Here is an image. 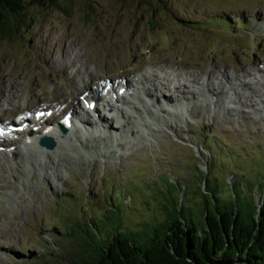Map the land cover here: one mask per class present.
<instances>
[{"label": "rangeland", "instance_id": "1", "mask_svg": "<svg viewBox=\"0 0 264 264\" xmlns=\"http://www.w3.org/2000/svg\"><path fill=\"white\" fill-rule=\"evenodd\" d=\"M29 2L16 34L0 37L4 122L24 110L73 107L83 88L94 92L107 79L136 86L154 72L160 84L182 85L187 74L198 83L188 86L194 97L183 112L171 113L182 97L164 90L166 103L142 79L151 130L131 124L106 140L82 139L93 150L67 142L52 158L25 149L23 158L0 155V264H39L41 255L45 264H69L75 244L61 222L92 216L102 227L117 216H105L111 200L120 227L160 218L159 203L144 197L159 182L173 194L183 186L188 201L206 190L198 176L207 173L218 195L236 193L244 207L264 198V89L253 86L263 78L264 0H57L66 13ZM207 73L224 83L209 78L215 96L203 86Z\"/></svg>", "mask_w": 264, "mask_h": 264}, {"label": "trees", "instance_id": "2", "mask_svg": "<svg viewBox=\"0 0 264 264\" xmlns=\"http://www.w3.org/2000/svg\"><path fill=\"white\" fill-rule=\"evenodd\" d=\"M29 4L67 11L57 0H30ZM25 10L26 0H0L2 39L16 34ZM200 177L206 190L199 188V197L188 201L183 186L179 194L160 182L152 195L145 189L144 197L159 203L161 217L141 227H120L122 213L112 200L106 203L105 216H117H106L109 223L102 227L92 216L88 223L63 220L62 236L75 244L69 264H264V198L259 196V203L244 207L238 194L218 195L209 186L207 173ZM170 186L179 188L176 182ZM45 258L41 255L39 264H45Z\"/></svg>", "mask_w": 264, "mask_h": 264}, {"label": "bare ground", "instance_id": "3", "mask_svg": "<svg viewBox=\"0 0 264 264\" xmlns=\"http://www.w3.org/2000/svg\"><path fill=\"white\" fill-rule=\"evenodd\" d=\"M211 71H214V70H211ZM258 72L263 75V78L258 80L256 83L253 82V84L255 83L253 86L261 87L264 89V68L261 67ZM220 73L222 74V72H220ZM207 75H208L207 81H206L205 85H203V86H206L207 91L210 95L215 96L214 89H212L213 86L209 85V78H210V80H212V83H213V80L217 81L219 79H218V77H215V79H213L212 77H209V73H207ZM146 77L139 79L137 86H133L130 83L128 85V82H119L116 87L119 90L123 89L125 91V94H123L124 96H121L119 94V92L116 93V95H115L116 98L113 101L111 98H108L105 96L99 98L100 99L99 105L104 104L107 106L108 109L111 110L112 115H113L112 121L108 120V118H105L104 116H100L98 118L99 125L93 124L89 119H87V118L85 119V117H84L85 115H83L81 113L78 114V112H77L78 109L82 110L81 108H78V106H77V105H79L78 101L73 102V104H74L73 107L64 106L66 109L65 113L71 114L72 119L74 118L75 121L79 122L81 125L86 127V129L88 131H85V132L74 129L75 127L73 125L72 129H68V132L66 135H62L61 131H59L60 119L58 118L57 120H59V121L50 125L51 128L49 129V131H47V133H43V132H39L36 134L33 133L32 136L29 138H23V139H19V140L15 141V142L9 143V142H7L6 138L4 137L5 136L4 132L6 131V129H8V125H10V124H7V126L4 124L6 126L5 128L2 124L1 126L4 128V130L0 131V155H1V157L4 156L7 158L10 155L13 158H23L21 155V150L25 149L27 154L29 151H31V153L33 155H37V156H41V157L46 156L47 158H50V157L52 158V155L54 157L55 151L59 150L60 148H65L64 145H66L67 142H71L73 144V146H76V147L78 146V147L85 149V150H89V149L93 150L94 147L85 144L82 139H88L89 138V139H91V141H93V136L97 137V134H103L104 133L103 131H105V134H103V135H105L103 140H106V137L108 135H111L116 130V128H118V129L121 128L122 129L121 131H123L125 128L129 127L131 124L135 125L136 128L141 127L143 129L151 130L152 129L150 127L151 124H149L145 121L146 120L145 116L150 115L151 109H150L149 105L145 102V99H142L143 97H145L146 99L150 100L151 96H150V94L148 96V92H146V90H144V88L139 87L140 85H143L142 84L143 82L141 83V80L143 79V80H145L146 83L151 84L154 92L156 94L160 95L162 97L163 101L166 103H168V99L165 96L164 90H167V91L173 90L174 93H176L178 97L181 96L182 97L181 102H179L176 106L170 105L171 109H174L175 111L183 110L186 107V103L189 100V97H187V96H193L194 97V94L188 91V86L195 84L196 82L198 83V79L193 78L194 75H192V74H187L184 76V78H182V80L184 81L182 85L180 83L176 84L175 82L172 81V79H171V81L169 79H167V80L164 79V81H166V83L160 84V83H158V78L156 77V75H154V72H153V74L149 75V78H146ZM244 77L250 78L251 73L244 72ZM87 85H89V84H87ZM103 85L104 86L107 85L106 87H109L110 90H112L111 93H113V91H114L113 90V88H114L113 84L105 81L103 83ZM219 85L224 86L223 81L220 82V80H219ZM250 85L251 84L243 83L242 86H243V88H245V89L247 88L250 91L251 94H249V95H253L252 94V93H254L253 87ZM80 88H82V87H80ZM80 88H79V90H80ZM85 90L86 89L83 88V92L81 93L80 96H82V95L86 96L87 99L85 101L88 103V105H89V103H92V102H95L96 100H98L97 95L94 96L90 90H89V93ZM262 96H263V94H262ZM96 97H97V99H96ZM251 97H256V96L254 94ZM135 101H137V103ZM246 101H248V99ZM140 103H141V105H140ZM143 115H145V116H143ZM138 119L143 123H140V122L138 123ZM147 119H148V117H147ZM111 122L116 123V124L123 122V124H120L119 126H117V125L112 126ZM100 127L102 130L100 129ZM170 127H171V125H169V128ZM118 129L116 131H118ZM125 131H126V129L124 130V133H125ZM129 133H131V135H134V134H137L138 131H134V130L130 131V132L127 131V134H129ZM46 136L52 137L54 139V141L56 143V147L54 150H45V149L38 147L37 143H38L39 139L41 137H46ZM123 140H124V138L121 136V141H123ZM117 145L121 146L122 144L118 143ZM62 146H64V147H62ZM4 150L8 151L9 153H7V152L1 153ZM40 163H41V161H40ZM30 171H32V170L30 169Z\"/></svg>", "mask_w": 264, "mask_h": 264}, {"label": "water", "instance_id": "4", "mask_svg": "<svg viewBox=\"0 0 264 264\" xmlns=\"http://www.w3.org/2000/svg\"><path fill=\"white\" fill-rule=\"evenodd\" d=\"M62 131L64 134H66L67 132L65 129H63ZM41 144L50 150H53L55 148V143L52 139L45 138L42 140Z\"/></svg>", "mask_w": 264, "mask_h": 264}]
</instances>
